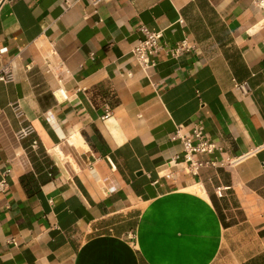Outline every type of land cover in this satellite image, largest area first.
<instances>
[{"label": "crops", "instance_id": "obj_1", "mask_svg": "<svg viewBox=\"0 0 264 264\" xmlns=\"http://www.w3.org/2000/svg\"><path fill=\"white\" fill-rule=\"evenodd\" d=\"M142 24L161 33L146 71ZM3 64L0 264H264V8L0 0ZM196 126L217 148L192 173L171 160Z\"/></svg>", "mask_w": 264, "mask_h": 264}, {"label": "built area", "instance_id": "obj_2", "mask_svg": "<svg viewBox=\"0 0 264 264\" xmlns=\"http://www.w3.org/2000/svg\"><path fill=\"white\" fill-rule=\"evenodd\" d=\"M253 2L257 7L264 8V0H253ZM139 31L142 37L138 39L131 51L139 66L146 71L149 67L154 65V60H152L151 56L159 48L158 40L161 37V33L151 31L143 24L139 26ZM190 47L189 43L182 41L168 51L171 56L175 57ZM13 79L14 75L11 67L8 64L0 65V81L7 83L11 82ZM234 85L243 92L249 90L247 82H235ZM54 94L62 99L67 97L62 88H58ZM17 115H19V111H17ZM29 131L30 129L27 127L26 131H23V134ZM176 137H178L182 143L183 150L182 154H175L171 162L180 161L185 163L186 168L192 173H197L199 168L204 165H215V160H198L195 158L196 154H212L217 148L213 142L204 137L199 127H194L191 134L181 133L177 130ZM36 144L37 142L34 140L32 146L35 147ZM6 186L7 181L5 176H3L0 179V190H4ZM217 194L221 196L220 190L217 191ZM11 240L14 241V239Z\"/></svg>", "mask_w": 264, "mask_h": 264}, {"label": "rangeland", "instance_id": "obj_3", "mask_svg": "<svg viewBox=\"0 0 264 264\" xmlns=\"http://www.w3.org/2000/svg\"><path fill=\"white\" fill-rule=\"evenodd\" d=\"M225 201L221 200V205L224 207L226 214L231 217V214L236 213L235 215H237V211L235 209H232L233 203L231 201L230 198L227 199V197H225Z\"/></svg>", "mask_w": 264, "mask_h": 264}, {"label": "trees", "instance_id": "obj_4", "mask_svg": "<svg viewBox=\"0 0 264 264\" xmlns=\"http://www.w3.org/2000/svg\"><path fill=\"white\" fill-rule=\"evenodd\" d=\"M27 178H29L28 175H25V176H22L21 177V182L23 183L24 187L27 189V191H30L32 189H35L36 186L35 185H32V184L29 185V183L27 181Z\"/></svg>", "mask_w": 264, "mask_h": 264}]
</instances>
